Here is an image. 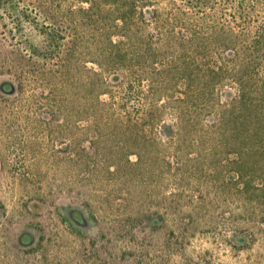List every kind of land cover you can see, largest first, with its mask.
<instances>
[{
    "label": "rangeland",
    "instance_id": "rangeland-1",
    "mask_svg": "<svg viewBox=\"0 0 264 264\" xmlns=\"http://www.w3.org/2000/svg\"><path fill=\"white\" fill-rule=\"evenodd\" d=\"M0 15L35 63L4 68L21 83L17 101L0 102L10 213L30 196H73L138 264H264V195L253 188L264 167L220 126L242 91L235 73L210 86L204 64L218 58L149 36L153 23L133 47L102 0H9ZM66 231L45 248L60 264L76 255Z\"/></svg>",
    "mask_w": 264,
    "mask_h": 264
},
{
    "label": "trees",
    "instance_id": "trees-1",
    "mask_svg": "<svg viewBox=\"0 0 264 264\" xmlns=\"http://www.w3.org/2000/svg\"><path fill=\"white\" fill-rule=\"evenodd\" d=\"M102 1L113 8L115 29L125 32L124 37L133 47L146 33V29L141 33L138 27L153 23L149 36L160 40L173 34L182 43L195 42L191 46L193 52L205 58L209 54L218 58L214 68L204 64L208 72H216L217 78L212 77L210 86L221 84V73L236 74L235 81L242 91L230 105L229 113L221 115L220 126L233 127L229 140L239 148L240 157L246 152L254 160L260 158L255 163L264 167V0ZM176 25L181 26L176 28ZM216 122L213 118L206 124L213 127ZM239 167L243 171V166ZM263 174L244 182L250 186L258 179L261 183L253 188L261 195H264ZM237 175L243 181L240 171Z\"/></svg>",
    "mask_w": 264,
    "mask_h": 264
},
{
    "label": "flooded vegetation",
    "instance_id": "flooded-vegetation-1",
    "mask_svg": "<svg viewBox=\"0 0 264 264\" xmlns=\"http://www.w3.org/2000/svg\"><path fill=\"white\" fill-rule=\"evenodd\" d=\"M8 2L0 0V8ZM17 57L25 66L35 65L19 53L0 15L2 103L15 102L21 96V83L4 69L10 59ZM10 196L0 193V264H60V260L45 256V248L58 242L65 229L76 240L71 264H138L136 258L124 259L116 253L113 243L103 238L96 218L77 198L34 195L24 198L21 208L10 213Z\"/></svg>",
    "mask_w": 264,
    "mask_h": 264
},
{
    "label": "water",
    "instance_id": "water-1",
    "mask_svg": "<svg viewBox=\"0 0 264 264\" xmlns=\"http://www.w3.org/2000/svg\"><path fill=\"white\" fill-rule=\"evenodd\" d=\"M118 80H120V79H118Z\"/></svg>",
    "mask_w": 264,
    "mask_h": 264
}]
</instances>
